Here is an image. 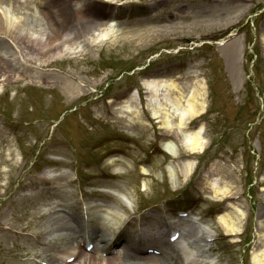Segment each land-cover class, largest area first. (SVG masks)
Wrapping results in <instances>:
<instances>
[{
  "label": "rangeland",
  "instance_id": "1",
  "mask_svg": "<svg viewBox=\"0 0 264 264\" xmlns=\"http://www.w3.org/2000/svg\"><path fill=\"white\" fill-rule=\"evenodd\" d=\"M110 1L49 0L25 15L18 8L24 4L15 3L13 11L24 15L23 21L12 33L0 32V62L13 67H5L0 78V264H51L55 258L63 264V250L80 243L84 251L85 241L92 240L87 232L93 222L106 226L109 242L118 234L130 239L144 233L139 252L147 246L164 252L163 242L180 230L184 264H251V251L263 243L257 216L264 213V0ZM111 14L116 34L92 43L91 20ZM235 28L240 32L232 41L206 50L207 34L222 32L217 35L222 37ZM32 33L39 34L40 48ZM77 42L81 46L75 53H63ZM48 45L58 47L47 50ZM188 68L198 69L206 83V112L191 124L203 125L207 144L201 152H182L195 160L194 173L186 183L178 174L173 189L166 165L174 168L177 160L157 147L155 138L170 136L177 148L179 143L155 124L140 79L165 75L191 82L198 75L187 74ZM67 82L81 95H68ZM133 87L150 126L126 124L113 111L118 96ZM102 91L115 96L112 103L100 100ZM63 112L68 113L65 121L63 116L55 126ZM114 150L124 159L108 162ZM213 177L229 181L232 196L222 201L206 196ZM72 188L84 193L88 205L107 202L110 213L103 207L82 213L79 192L68 191ZM65 192L68 207L84 224L78 237L64 232L60 238L38 210L48 202L66 208ZM240 193L243 197L230 199ZM230 205L248 212L242 220L245 231L234 240L222 236L216 221V212ZM178 210L192 213L181 218ZM189 219L200 234L188 233ZM103 242L98 252H82L76 264H90L97 254L107 259Z\"/></svg>",
  "mask_w": 264,
  "mask_h": 264
},
{
  "label": "bare ground",
  "instance_id": "2",
  "mask_svg": "<svg viewBox=\"0 0 264 264\" xmlns=\"http://www.w3.org/2000/svg\"><path fill=\"white\" fill-rule=\"evenodd\" d=\"M6 1L7 3H1L3 5H0V10L2 11L0 32H14L15 29L19 27V23L23 21L24 15L26 12H28V9H36L39 2L43 1V3L49 4V0ZM15 3L18 5L24 4L23 6L18 7L19 13L24 14L23 16L18 15L19 13L17 14L13 11V8H15L16 6ZM33 3L35 5H33ZM34 15L35 14H32V16ZM113 20L114 19L111 17L102 15L96 16L91 20V25L94 27L93 31L90 34V40L92 43H97L101 40L108 39L112 35L116 34L117 31L114 30V27L117 26V24L116 20ZM32 38H36V43L40 48L42 43L39 34L32 33L31 39ZM69 40L70 39H67V41ZM49 45L46 46L47 50L56 49L58 47V45ZM80 46L81 42L68 44L63 48V53L73 54ZM22 50L23 48H20V51ZM6 62L7 61H4L3 63L0 62L1 79H4L6 76L7 72L5 70V67L13 68L8 64L6 65ZM186 73L197 75L199 72L197 69L190 68L186 71ZM142 85L146 88V91L148 93L147 108L151 110L152 117H154L161 123L160 127L165 129L166 132L174 134L179 143V149L176 147V144L170 139H167L160 143L161 147L177 160L176 166L174 168H172L171 165H166L170 183L175 189L177 188L179 183L178 174H180L182 176V179H184L185 181L192 175L195 166V160L190 159V157L182 158V152H187L189 154L201 152L207 144V139L203 135V126L201 125L197 129L193 130L188 125L190 121L199 116L205 110V80L202 77L198 76L197 79H194L191 82L188 80L179 82L174 77L155 76L142 78ZM63 88L64 91L70 96L79 93V87L74 85L72 82L65 83ZM1 89L2 87L0 86V91ZM135 95H137L136 91H133L127 99L117 104V106L114 108V111L118 116L124 117V122L126 124L130 125L140 123L149 125V122H147V120L141 113V108L138 104V101L135 99ZM115 160H122V158L111 157L108 161L113 162ZM142 171L148 173L145 167H142ZM207 182L211 190V196L208 194L207 196H209L210 198L222 199L223 197L230 196L234 192L232 184L227 180H222L220 182V179L218 177H213ZM68 191L75 193L72 189H69ZM62 196L64 197L63 202L65 205H67V207H58V209L62 208L61 210L63 211L55 209V204H53V202H48V206L46 205L45 207L38 208L39 213H43V216H46L45 220L50 222L51 227L58 233L60 238H62L64 232H68L70 235L77 237L83 232V226L79 221L78 211L75 210L74 212H72L68 207V205L71 204V200L69 199V195H67V192L62 193ZM108 206L109 204L107 202H96L94 204L89 203V205L87 206V210L88 212H90V209L92 207H103V211L108 214L110 213V209L108 208ZM237 211H241L242 216H240V213H238ZM246 215L247 212L243 211L239 207L234 206V208H231L226 212L219 213L216 216V221L220 224L225 233L238 234L241 233L244 229L242 220L246 217ZM180 219V223H185L184 219ZM189 221L187 224L188 233L192 235L200 234L199 227L192 220L189 219ZM93 225V228L89 231V235L92 236L95 241L99 240V244L104 241V246L107 245L106 250H108V252L110 253H115V255L109 256L107 259H105L102 255L95 253L97 255L91 258L90 264H103V262L106 261L107 264H184L185 257L187 258L183 246L180 245L181 240L179 241V238L173 243L169 240L165 242L168 249L165 251L166 254H148L147 256L137 255L135 250L138 249L144 242V233H141L140 235L136 234V237H131L130 234V239L129 237L125 239L124 236L118 234L116 235V239H113L111 242H109V240H111L112 238L110 236L111 234L103 228L106 226H104L102 222H99V224L98 222H93ZM258 228L260 235L259 238L261 241H263V246L260 249L251 251L250 260L252 264H264V221L259 223ZM164 234L165 233H162L160 239H163ZM212 234H216V232ZM135 243H137V245ZM117 247H119L120 249L118 252H116L115 250L110 251V249H115ZM134 247V252H132V249ZM85 251L86 250L83 251L80 249L79 244L77 246L71 245V247L63 250L60 254L63 260L72 255H76V258L71 263L76 264V261L81 262L79 256L82 252L86 254L88 253ZM95 252H98V248ZM55 259H52L50 263L56 264Z\"/></svg>",
  "mask_w": 264,
  "mask_h": 264
}]
</instances>
